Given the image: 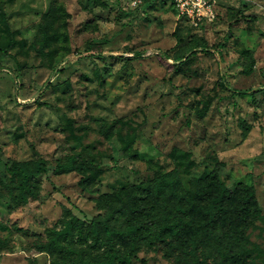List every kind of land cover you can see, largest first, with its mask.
<instances>
[{"label":"rangeland","instance_id":"374dc122","mask_svg":"<svg viewBox=\"0 0 264 264\" xmlns=\"http://www.w3.org/2000/svg\"><path fill=\"white\" fill-rule=\"evenodd\" d=\"M56 1L66 13L49 31L59 32L50 46L40 26L54 0L6 7L19 43L14 57L0 54V175L8 159L70 154L68 124L85 127L83 143L91 147L79 153L105 171L85 191L79 173L57 175L52 162L39 199L19 207L0 199V239L11 246L0 250V264H50L34 242L62 227L67 210L87 222L107 215L97 206L101 194L170 172L189 191L215 169L231 189L238 183L255 188L262 217L249 231L247 249L251 264H264V0H220L215 22L200 27L161 2L148 8L133 7L132 0ZM4 28L0 23V36ZM204 43L208 53L196 47ZM121 118L132 120L138 158L124 156L117 139L98 133L100 123ZM182 153L194 162L189 172L179 165ZM141 244L128 264H175ZM70 246L92 251L91 241L79 238Z\"/></svg>","mask_w":264,"mask_h":264},{"label":"trees","instance_id":"16d2710c","mask_svg":"<svg viewBox=\"0 0 264 264\" xmlns=\"http://www.w3.org/2000/svg\"><path fill=\"white\" fill-rule=\"evenodd\" d=\"M16 1L0 0V23L5 27L4 35L0 36V54L6 57H14L12 50L19 43L10 29L6 12V7ZM157 2L168 5L167 0H147L140 7L151 8ZM169 9L178 14L173 4H169ZM65 13V6L54 0L40 26L44 46H50L51 42L59 39L57 30L49 31L57 22L64 21ZM175 36L178 42L183 41ZM196 47H201L207 53L211 51L208 43ZM195 49H192V56ZM65 55L62 58L65 59ZM182 59H176L178 64L183 63ZM52 68L57 66L53 65ZM131 122L123 118L112 123L102 122L98 133L109 141L117 139L124 156L138 158L140 154L135 148L137 134ZM84 130L85 127L76 124L66 125V140L72 142L73 150L53 161L43 157L8 159L4 163L5 175H0V199H8V207L24 206L39 199L42 177L49 172L52 162L55 174L77 172L81 175V188L85 191L94 189L105 166L88 161L79 153V149L89 150L91 147L83 143L81 132ZM23 137L24 133H16L18 140ZM188 156L187 153L178 156L181 159L179 165H185L186 172L194 165ZM192 185L191 190H185L180 175L170 172L161 174L157 180L101 194L97 206L107 215H99L87 222L72 210H67L62 227L49 229L45 238L34 242V247L50 255V264H128L133 258H138L141 242L162 252L175 264H251L247 249L249 231L256 227L262 217L255 188L238 183L231 189L221 178L218 169L205 179H195ZM120 217H124L125 221L120 222ZM76 238L85 243L91 241L92 251L67 247V243H73ZM6 248H11L8 240L0 239V250ZM96 248L104 249V253H94Z\"/></svg>","mask_w":264,"mask_h":264},{"label":"built area","instance_id":"2783aa9c","mask_svg":"<svg viewBox=\"0 0 264 264\" xmlns=\"http://www.w3.org/2000/svg\"><path fill=\"white\" fill-rule=\"evenodd\" d=\"M147 0H132L133 7L143 5ZM173 4L178 15L192 26L200 27L215 22L220 0H167Z\"/></svg>","mask_w":264,"mask_h":264}]
</instances>
